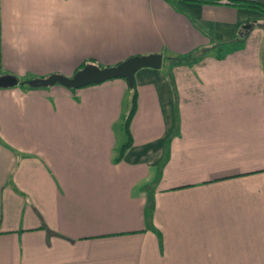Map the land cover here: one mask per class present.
I'll return each mask as SVG.
<instances>
[{"label": "crops", "instance_id": "0c3cea01", "mask_svg": "<svg viewBox=\"0 0 264 264\" xmlns=\"http://www.w3.org/2000/svg\"><path fill=\"white\" fill-rule=\"evenodd\" d=\"M214 1L0 0V69L18 78L117 64L105 24L162 55L134 74L119 162L122 80L78 101L0 93V264H264V14Z\"/></svg>", "mask_w": 264, "mask_h": 264}, {"label": "rangeland", "instance_id": "374dc122", "mask_svg": "<svg viewBox=\"0 0 264 264\" xmlns=\"http://www.w3.org/2000/svg\"><path fill=\"white\" fill-rule=\"evenodd\" d=\"M119 19L122 21V23L125 22L124 25H126V23L128 22V18L127 17L121 16ZM46 21H49V19L46 20ZM106 27H108V26L105 24V32L108 34L107 36H105V39L108 40L111 43V45H105V47L103 46L104 49H105V53L108 51V52H110V55L113 56V57L114 56L115 57L119 56L121 61H123L124 58H126L128 56V54H133L131 56L138 55V54L146 55L145 53H143L141 51V49L144 48L145 45H136L135 42H132V39L127 34H123V33H125V28L123 26H122L123 30L121 29V26H119V28H117L116 31H114L115 27L113 29L110 28V27H108V29H106ZM58 36H60V34ZM64 36L66 38H68V39H71V45H78L74 41V37L72 35L66 34ZM82 36L80 35L81 38H82ZM233 46H234V48L238 47L237 45H233ZM221 47H222V52L223 53H227V52H229L231 50L232 51L235 50L234 48H232V49H228L227 48L226 49L223 46H221ZM17 48L20 49V45H18ZM215 48H217V47H215ZM90 50H93V49H90ZM196 52H197V54L196 53L192 54L191 58L186 59L185 61L188 62V63H191L193 61V59H194V55L201 54L202 52H205V51H203L202 49H199ZM105 53H99L98 52V55H101L102 57L104 56L105 58H107L106 57L107 55ZM66 60H69V59L66 58ZM95 60H96V63L99 64L101 67L114 66L116 64V63L106 64L104 62H101L102 60H100V61L97 60V59H95ZM163 67H164V69L167 68V63L165 61H164ZM8 72L9 71H7V70L0 69V75L7 74ZM63 75L70 76L72 74L71 73L68 74V73L64 72ZM43 76H44V73H39V74H37V73H34V74L28 73V75H25V76H22V77H19V78L20 79H24V80H26V79L28 80V79H33V78H40V77H43ZM117 79L118 80H122V82L125 85V90L129 93V94H126L122 98V102H121V106H122L121 113H123L124 116L123 117L121 116L118 124H120V122H121V125H122L125 116L127 115V113L130 110L132 92H133L128 87L129 86L128 82L124 78L110 79V80H106V81L101 82V83L89 84V85H86V86H83V87L77 88V89L66 88V87H64V86H62L60 84H55L53 86L41 87V88H29L26 84H18V85L14 86V87H9V88H2L1 87L0 88V93L1 92H14V91H17V92H32V91L34 92L35 91V92H38L40 94L41 93L44 94L45 97H47V100H51V101H52L51 94L60 95L62 97L64 96V94H67L68 96L70 95L71 97H73L74 101H78L77 100L78 99L77 93H79V91L80 92L81 91L88 92V91H92V89H103L105 87V85H108V83L110 81H114V80H117ZM55 92H60V93H55ZM48 96H50V97H48ZM76 103H78V102H76ZM116 125H117V121L115 122V126ZM114 132L116 133V136H117L116 138H117L118 144H120L121 142H123V140H125V135H124L123 129L119 125L114 127ZM0 144L3 145V146H6V143L2 140L1 136H0Z\"/></svg>", "mask_w": 264, "mask_h": 264}, {"label": "water", "instance_id": "95a60500", "mask_svg": "<svg viewBox=\"0 0 264 264\" xmlns=\"http://www.w3.org/2000/svg\"><path fill=\"white\" fill-rule=\"evenodd\" d=\"M161 64L162 55L160 53H151L130 56L114 66L100 67L96 64L87 63L70 76L61 73H52L46 77L20 81L14 75L4 74L0 75V88L14 87L18 84H26L30 88H41L60 84L66 88L77 89L89 84L101 83L115 78L126 79L131 88L134 85V74L136 71L145 67L159 69Z\"/></svg>", "mask_w": 264, "mask_h": 264}, {"label": "trees", "instance_id": "16d2710c", "mask_svg": "<svg viewBox=\"0 0 264 264\" xmlns=\"http://www.w3.org/2000/svg\"><path fill=\"white\" fill-rule=\"evenodd\" d=\"M187 2H194V3H213L215 2L214 0H185ZM233 5L240 7V8H244V9H251V10H255L258 11L262 14H264V4L257 2V1H250V0H233ZM253 25V24H252ZM220 46H218L219 48ZM234 48V46L232 47ZM197 54V52H194ZM194 53H189L187 55H180V56H175L174 58H170L171 61H173L172 63H176V64H180L183 62H186V59L191 58L192 54ZM228 53V52H227ZM227 53H221L220 55L217 54V58H222L224 57ZM204 53L198 54V55H194V59L195 61H199L202 59ZM169 59V58H167ZM169 59V60H170ZM121 62V61H120ZM87 63H92V64H96L98 66H100L99 64L96 63V60L93 58H88L87 60L83 61L76 69H80L82 68L85 64ZM119 63V62H118ZM101 67V66H100ZM74 71V72H75ZM73 72V73H74ZM30 88V87H29ZM130 88V87H129ZM135 84L133 85V87H131L130 89L133 91L132 92V99H131V107L129 112L127 113V115L124 118L123 124H122V129L125 135V140L123 142V144L120 147V150L117 154V156L113 159L114 162H119L125 151L131 146L132 144V136H131V132H130V122L134 116L135 110H136V101H137V93H136V89H135Z\"/></svg>", "mask_w": 264, "mask_h": 264}]
</instances>
